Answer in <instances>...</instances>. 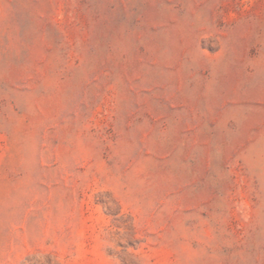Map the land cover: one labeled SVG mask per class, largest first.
I'll return each instance as SVG.
<instances>
[{
    "label": "rangeland",
    "instance_id": "obj_1",
    "mask_svg": "<svg viewBox=\"0 0 264 264\" xmlns=\"http://www.w3.org/2000/svg\"><path fill=\"white\" fill-rule=\"evenodd\" d=\"M0 264H264V0H0Z\"/></svg>",
    "mask_w": 264,
    "mask_h": 264
}]
</instances>
